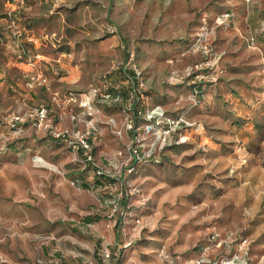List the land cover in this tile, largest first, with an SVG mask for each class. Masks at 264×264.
I'll return each instance as SVG.
<instances>
[{
  "label": "rangeland",
  "instance_id": "1",
  "mask_svg": "<svg viewBox=\"0 0 264 264\" xmlns=\"http://www.w3.org/2000/svg\"><path fill=\"white\" fill-rule=\"evenodd\" d=\"M227 11L232 25H216ZM10 14L47 41L20 57ZM204 19L225 72L200 102L171 77L202 60L187 51ZM131 57L150 105L203 126L189 142L132 162L131 134L108 123L121 125L126 100L97 104L94 165L32 116L23 134L12 132L15 113L40 106L71 128L69 93L103 88L105 75L121 80ZM32 73L47 83L30 89ZM215 231L241 233L264 259V0H0V264H164L162 251L185 264Z\"/></svg>",
  "mask_w": 264,
  "mask_h": 264
},
{
  "label": "built area",
  "instance_id": "2",
  "mask_svg": "<svg viewBox=\"0 0 264 264\" xmlns=\"http://www.w3.org/2000/svg\"><path fill=\"white\" fill-rule=\"evenodd\" d=\"M9 1L16 5L25 3V0ZM9 16V27L17 39L18 51H22L20 57L26 49L25 45L38 46L47 41V36H36L23 28L11 14ZM233 18L234 14L227 11L216 17L215 24L230 27ZM213 34V28L204 19L202 27L193 37L191 48L187 51L201 55L202 60L186 66L182 71H174L171 78L175 83H200L209 86L219 82L225 72L224 53L215 47ZM246 41L249 45L254 44L253 37H248ZM29 63L32 66L36 65L31 59ZM129 68L135 73V76L127 81L130 84L127 99L121 93L110 91L106 85L103 88L93 87L87 91L69 93V100L76 103L77 107L76 112L70 115L73 123H76V127L68 128L55 124L50 120L49 109L46 106H40L30 113H15L9 120L12 132L16 135L23 134V126L32 116L35 120V127L47 132L54 139L66 143L73 153L83 157L85 162L94 165V139L100 134L97 120L98 103L119 106L126 100L127 103L123 106L125 116L121 125L115 118L109 119L108 123L116 129L118 137H123L124 133L131 134L128 152L132 162L149 161L169 146L189 142L191 132L203 130L202 125L192 122L184 113L172 116L168 115L161 106L150 105L145 94L146 88H144L142 72L132 57ZM46 83L47 78L42 73H32L27 86L34 89L36 86ZM200 93L201 91L195 88L191 94L192 100H196ZM40 162L36 160V163ZM97 172L98 174L102 173L100 169ZM215 252L216 254H214ZM161 255L164 264H178L176 257L171 253L162 251ZM103 256L110 259V250L105 249ZM185 264H264V259L255 260L253 258L251 243L241 233L228 232L224 234L215 231L210 234L208 241L197 249V254L188 259Z\"/></svg>",
  "mask_w": 264,
  "mask_h": 264
},
{
  "label": "trees",
  "instance_id": "3",
  "mask_svg": "<svg viewBox=\"0 0 264 264\" xmlns=\"http://www.w3.org/2000/svg\"><path fill=\"white\" fill-rule=\"evenodd\" d=\"M193 44V40H192V43L189 45L188 49L191 48ZM120 70V75L119 77H121L119 81H116L114 76H112V74L110 75H105L104 79H103V82L106 83V86L108 87V89L112 92H118V93H121V95L124 97V98H127L128 97V93L130 92V89L129 90H123V85L129 80V78H134L135 76V73L131 70V71H127L125 68L122 69H119ZM186 86H189L190 89H191V94H193L194 92V89L197 88L198 90L201 91V93L199 95H197L196 97V100L197 101H205L212 93V90L214 89V87H216V85H209V86H205L204 84H188V83H185ZM145 94L147 95L148 97V92L146 91ZM201 95V96H200ZM204 95V97H203ZM136 163V162H135ZM144 163V162H142ZM86 165H88L89 163L85 162Z\"/></svg>",
  "mask_w": 264,
  "mask_h": 264
},
{
  "label": "crops",
  "instance_id": "4",
  "mask_svg": "<svg viewBox=\"0 0 264 264\" xmlns=\"http://www.w3.org/2000/svg\"><path fill=\"white\" fill-rule=\"evenodd\" d=\"M63 2H67L68 0H60ZM73 46H75V44H72ZM62 70L65 71V75L67 77H64L65 79H67V81L69 82H73L74 81V76L76 74V71L74 69H72L69 65H67V63H63L61 64ZM72 124V127L76 126V123H70Z\"/></svg>",
  "mask_w": 264,
  "mask_h": 264
},
{
  "label": "bare ground",
  "instance_id": "5",
  "mask_svg": "<svg viewBox=\"0 0 264 264\" xmlns=\"http://www.w3.org/2000/svg\"><path fill=\"white\" fill-rule=\"evenodd\" d=\"M49 163V162H48Z\"/></svg>",
  "mask_w": 264,
  "mask_h": 264
}]
</instances>
